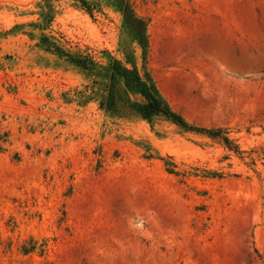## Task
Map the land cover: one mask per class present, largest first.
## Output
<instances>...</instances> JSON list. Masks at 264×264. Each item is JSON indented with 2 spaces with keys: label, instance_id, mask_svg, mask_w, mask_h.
Here are the masks:
<instances>
[{
  "label": "rangeland",
  "instance_id": "374dc122",
  "mask_svg": "<svg viewBox=\"0 0 264 264\" xmlns=\"http://www.w3.org/2000/svg\"><path fill=\"white\" fill-rule=\"evenodd\" d=\"M87 1L0 0V264H264V0H129L160 96L231 147L100 107L104 73L40 42L141 67L114 0Z\"/></svg>",
  "mask_w": 264,
  "mask_h": 264
},
{
  "label": "trees",
  "instance_id": "16d2710c",
  "mask_svg": "<svg viewBox=\"0 0 264 264\" xmlns=\"http://www.w3.org/2000/svg\"><path fill=\"white\" fill-rule=\"evenodd\" d=\"M80 5L93 14V7L87 0H77ZM114 3V4H113ZM123 19V25L132 40L142 51L143 65L139 67L137 57L133 50L124 48L123 58L119 59L105 51L103 60H97L92 54L82 51L72 52L65 49L50 36L41 34V45L59 56L66 57L75 66L90 72L104 73L106 84L105 92L99 100L100 107L112 115L135 114L149 122L155 116H165L173 123L188 131L208 134L212 137H221L228 145L232 140L222 136L221 129H206L189 125L185 119L174 112L160 96L157 86L147 68V54L149 49L148 23L139 15L129 0H114ZM48 8L47 10H45ZM47 25L53 19V8L47 4L41 14ZM87 90V89H86ZM93 93V89L91 90ZM88 93V94H87ZM84 97L91 98L89 92H83Z\"/></svg>",
  "mask_w": 264,
  "mask_h": 264
}]
</instances>
